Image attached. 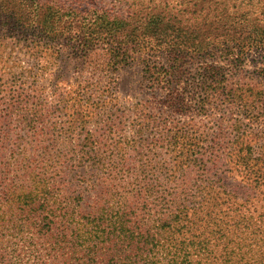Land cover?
I'll use <instances>...</instances> for the list:
<instances>
[{
	"label": "trees",
	"instance_id": "16d2710c",
	"mask_svg": "<svg viewBox=\"0 0 264 264\" xmlns=\"http://www.w3.org/2000/svg\"><path fill=\"white\" fill-rule=\"evenodd\" d=\"M7 38L32 67L18 86L0 77V103L18 104L8 106L16 126L0 118L2 234L36 238L37 264H264V214L220 216L215 189L225 185L212 177L230 158L247 186L264 188V149L250 142L264 129V0H0V64ZM59 39L90 72L137 60L147 84L166 90L170 114L138 104L129 138L124 112L90 78L48 102L36 77L60 53ZM250 49L263 65L237 79ZM223 107L242 117L217 116ZM17 128L27 136L13 139ZM160 149L163 160L148 167ZM192 173L196 189L187 193L180 182L191 184ZM109 190L120 193L117 204L104 203ZM30 252H0V263Z\"/></svg>",
	"mask_w": 264,
	"mask_h": 264
},
{
	"label": "rangeland",
	"instance_id": "374dc122",
	"mask_svg": "<svg viewBox=\"0 0 264 264\" xmlns=\"http://www.w3.org/2000/svg\"><path fill=\"white\" fill-rule=\"evenodd\" d=\"M105 1L110 2V0H103V3ZM5 40L7 43V48L5 47V51H7L6 55L9 57V59L7 61H4L5 64H0V66H2V69H0V77H2L4 80H7L8 83H13V86H18L20 85L19 83L25 79L24 76L26 71L30 70V68L32 67V62L30 60L31 58L22 55L18 50V46L14 48L15 45H12L11 38H7ZM13 48L14 51L12 50ZM57 48L60 49V53L56 56H52V61L49 63V65L47 67H44L42 72H39L43 75V78H41V74H39V77H36L37 83L43 88L44 96L48 99V102L54 101L52 104L57 103L56 100L59 97V94L57 92L62 91L60 93H63V91L66 92L71 89L75 90L78 87L79 82L84 84L85 81L90 78L94 81H100L99 87L109 93L112 98L111 103L113 105H116L115 108H113L116 109L117 107H119L121 111L124 112L125 116L123 117V119H125L126 122L123 126V131L129 136V138L132 137V129L130 126L131 123L128 122V119L129 116L132 115V111L137 107L138 104L143 103L147 107V111L149 113H162L164 116L170 114L167 107L162 103L166 90L159 87H150V85L147 84L146 80L142 78L143 73L140 70V65L137 60L132 61L130 64L123 66L109 73L108 75L105 74V72H90L89 70H85L82 59L77 57V55H75L68 48V46L65 44V39L58 40ZM197 56L198 55L193 57L195 65L198 63V60H201L200 58L198 59ZM159 57H162L164 61L167 59V57H163L162 54H160ZM203 59L207 61H216L214 59L219 58L215 55L207 56ZM260 59L261 55L258 51L252 49L247 50L240 68L236 72L237 75L235 77L237 79H244L247 75H254L259 70V66L263 65ZM192 70L194 72V69ZM93 75H95V77H91ZM108 85H110L111 87L110 91H108ZM55 91L57 94L55 93ZM72 97H74L73 94ZM8 106L17 107L18 104L11 105L9 103H0V118H7V120H10V122H12L11 128H13L18 124L17 109L13 110L14 112H10ZM88 108L89 106H87L85 109ZM100 112L101 110L98 111V113ZM119 113L121 114V112ZM5 114L9 115L6 116ZM190 114V117L194 116L193 112H191ZM216 115H222V117L225 118H241L242 112L237 110H229L228 108L223 107V111L220 113H216ZM194 117L196 120H202L209 126H214L212 123H210L211 119L209 117H202V119L200 116ZM115 121L118 123V118H115ZM95 126L96 125L92 122L91 127L94 128L93 130H96ZM253 127L255 131L261 129L260 124H254ZM9 131L10 132L8 134L12 136L13 139L17 138L18 136H27L25 130H19V128ZM17 132H19V135L15 134ZM97 134H99V131H97L96 135ZM67 136H69V134H65L63 132L60 133V138H63V140H66ZM70 136H74V138H76V136L78 135L74 133ZM250 139H252V141L250 142L255 151H260L261 146H263L264 149V129H262L257 137H253ZM259 146L260 149L258 148ZM163 152H165V149H160L157 154L153 153L151 155V161H144V163L148 164V167H154L155 161L163 160L165 156ZM128 157L130 160V165L137 168L138 163L134 160V155L131 154L130 156L128 155ZM159 166L162 167L160 164ZM14 170L12 171V173L17 172L18 175L21 172L18 171L16 167H14ZM216 172L217 174H212V177L213 179L217 180L218 187L219 185H225L221 186V188H218L217 190L215 189L217 205L216 210L220 216L225 217V219H231L229 217H233L236 215L233 209H238L237 211L240 215H250L254 219H257L258 216L264 214V188L259 191L247 186V179L244 176L243 170L236 166V164H234V162L231 161L230 158H227V160L223 161L222 163L220 162L219 168ZM196 178V174L192 173V183L183 185L180 182L181 187H186L187 193H194L196 188L192 184L195 182ZM6 182L10 183L9 180H7ZM222 188L232 190L234 193H236V196L234 197L228 195V193H222ZM119 190L123 192V188H119ZM109 191L110 192L104 196V203H107V201H114L117 204V200L115 199V197L120 196V193L117 192V190ZM90 193L91 192H88V194ZM8 207L9 206L4 204L3 206H1L2 209H9ZM13 210H15V207L13 208ZM16 219L19 220V217H16ZM0 240L3 241L0 245V252L5 253L4 255L11 254L14 255L13 257H15V255L20 252L24 255V250L27 249V247L30 248L31 251V259H25L20 256L19 259L18 257L15 259L16 262L15 260H11L10 262L0 264H37L38 254L43 252V249H41V247L39 251V246L37 250L35 249V246L32 242L37 241V239H31V235L27 234V232H24L23 234L19 233V235L16 233L14 235L10 230H4L3 234L2 231L0 232ZM13 257L12 259H14Z\"/></svg>",
	"mask_w": 264,
	"mask_h": 264
}]
</instances>
